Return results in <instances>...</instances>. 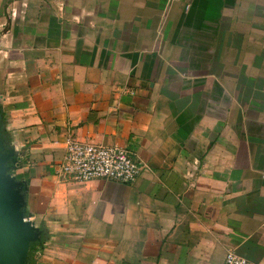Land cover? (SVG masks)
I'll return each instance as SVG.
<instances>
[{
  "label": "crops",
  "instance_id": "0c3cea01",
  "mask_svg": "<svg viewBox=\"0 0 264 264\" xmlns=\"http://www.w3.org/2000/svg\"><path fill=\"white\" fill-rule=\"evenodd\" d=\"M0 119L35 264H264V0H0ZM69 133L142 173L57 176Z\"/></svg>",
  "mask_w": 264,
  "mask_h": 264
},
{
  "label": "built area",
  "instance_id": "2783aa9c",
  "mask_svg": "<svg viewBox=\"0 0 264 264\" xmlns=\"http://www.w3.org/2000/svg\"><path fill=\"white\" fill-rule=\"evenodd\" d=\"M62 151L56 175L72 182L104 180L131 184L144 169L143 164L124 148L81 142L70 133L62 141ZM221 264L255 263L227 251Z\"/></svg>",
  "mask_w": 264,
  "mask_h": 264
},
{
  "label": "water",
  "instance_id": "95a60500",
  "mask_svg": "<svg viewBox=\"0 0 264 264\" xmlns=\"http://www.w3.org/2000/svg\"><path fill=\"white\" fill-rule=\"evenodd\" d=\"M21 160L0 132V264H29L31 245L41 241L39 228L24 217L27 185L15 177Z\"/></svg>",
  "mask_w": 264,
  "mask_h": 264
},
{
  "label": "trees",
  "instance_id": "16d2710c",
  "mask_svg": "<svg viewBox=\"0 0 264 264\" xmlns=\"http://www.w3.org/2000/svg\"><path fill=\"white\" fill-rule=\"evenodd\" d=\"M45 238L42 239V242L39 244H33L30 249V264H35V260L33 254L36 252H40L43 249Z\"/></svg>",
  "mask_w": 264,
  "mask_h": 264
}]
</instances>
